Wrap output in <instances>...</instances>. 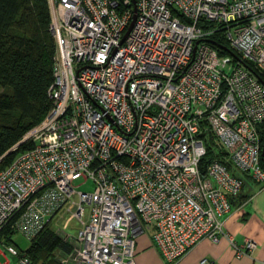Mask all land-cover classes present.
<instances>
[{"label": "built area", "instance_id": "1", "mask_svg": "<svg viewBox=\"0 0 264 264\" xmlns=\"http://www.w3.org/2000/svg\"><path fill=\"white\" fill-rule=\"evenodd\" d=\"M47 2L52 104L19 143L31 148L0 169V233L31 241L50 225L71 247L54 253L59 264H135V238L149 231L166 264L205 239L226 238L237 257L254 250L221 219L242 188L234 172L264 185V85L252 70L264 76V0H135L122 43L132 0ZM215 34L232 54L210 46ZM206 134L231 169L202 165Z\"/></svg>", "mask_w": 264, "mask_h": 264}, {"label": "trees", "instance_id": "2", "mask_svg": "<svg viewBox=\"0 0 264 264\" xmlns=\"http://www.w3.org/2000/svg\"><path fill=\"white\" fill-rule=\"evenodd\" d=\"M50 11L47 0H0V169L18 154L31 148L20 143L24 135L37 126L51 107L48 90L53 83L56 44L49 30ZM221 56L229 46L220 34L207 40ZM264 85V76L254 69ZM260 165L264 169V122L259 126ZM206 154L202 165L219 161L231 169L227 154L206 134ZM19 144V145H18ZM18 145L15 151H10ZM236 199H239L237 197ZM14 235L9 228L0 233L4 243ZM30 247L22 252L30 264H59L54 253L68 254L70 245L46 225Z\"/></svg>", "mask_w": 264, "mask_h": 264}, {"label": "crops", "instance_id": "3", "mask_svg": "<svg viewBox=\"0 0 264 264\" xmlns=\"http://www.w3.org/2000/svg\"><path fill=\"white\" fill-rule=\"evenodd\" d=\"M262 158L264 160V149ZM234 175L242 180V188L236 197L230 199L231 211L221 219L223 230L236 244L241 245L245 240H252L256 243V248L237 257L235 249L226 238L220 237L216 243L205 239L174 264H201L204 259L215 264H262L264 185L255 183L247 174L236 171ZM237 197L239 199H236ZM148 233L135 238V264H166L152 240L151 232ZM4 264H9V261Z\"/></svg>", "mask_w": 264, "mask_h": 264}, {"label": "rangeland", "instance_id": "4", "mask_svg": "<svg viewBox=\"0 0 264 264\" xmlns=\"http://www.w3.org/2000/svg\"><path fill=\"white\" fill-rule=\"evenodd\" d=\"M55 40V39H54ZM1 91V89H0ZM74 186H76V190H80L83 192H87V193H91L93 191L94 185L93 182L89 181H84V180H77L74 182L73 184ZM66 221V219L63 221V223H60V225L62 226H68V229H65L66 232L72 233V231H74L73 229L78 227V224L75 223V221H70L69 223H64ZM146 234H149L148 232H145ZM138 237V236H137ZM5 245H14V247L17 249V251L19 253H22L24 251H26L31 243L28 239H26L25 237L19 235V234H14L10 236V240L7 241L5 243ZM5 245H2L3 247ZM7 259V260H6ZM6 261H9V264H18V258H13L10 256H7V258H4L3 256L0 257V264H4Z\"/></svg>", "mask_w": 264, "mask_h": 264}, {"label": "water", "instance_id": "5", "mask_svg": "<svg viewBox=\"0 0 264 264\" xmlns=\"http://www.w3.org/2000/svg\"><path fill=\"white\" fill-rule=\"evenodd\" d=\"M132 4H133V16H132V20H131V22H130V24H129V27H128V29H127V31L125 32V34H124V36H123V38H122V40H121V43L124 41V39H125V37L128 35V33L130 32V30H131V28H132V26H133V23H134V21H135V18H136V2H135V0H132ZM225 51L226 52H230L229 50H227V49H225Z\"/></svg>", "mask_w": 264, "mask_h": 264}, {"label": "bare ground", "instance_id": "6", "mask_svg": "<svg viewBox=\"0 0 264 264\" xmlns=\"http://www.w3.org/2000/svg\"><path fill=\"white\" fill-rule=\"evenodd\" d=\"M226 52V51H225ZM229 54H232V52H230Z\"/></svg>", "mask_w": 264, "mask_h": 264}]
</instances>
